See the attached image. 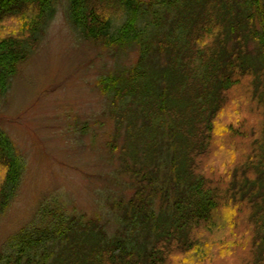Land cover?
Listing matches in <instances>:
<instances>
[{
	"label": "trees",
	"instance_id": "16d2710c",
	"mask_svg": "<svg viewBox=\"0 0 264 264\" xmlns=\"http://www.w3.org/2000/svg\"><path fill=\"white\" fill-rule=\"evenodd\" d=\"M55 10L56 0H0L2 94ZM69 14L88 41L139 47L137 64L100 82L118 133L127 123L138 186L113 237L93 218L22 230L0 264H264V0H69ZM243 84L252 104L238 96L213 152ZM12 151L0 132L7 199L24 172Z\"/></svg>",
	"mask_w": 264,
	"mask_h": 264
},
{
	"label": "rangeland",
	"instance_id": "374dc122",
	"mask_svg": "<svg viewBox=\"0 0 264 264\" xmlns=\"http://www.w3.org/2000/svg\"><path fill=\"white\" fill-rule=\"evenodd\" d=\"M40 37L36 50L18 66L7 92H0V132L10 139L13 155L24 166L8 199L0 189L3 259L15 252L14 238L22 230L38 232L76 219H96L113 237L121 228L117 210L130 206L138 186L129 171L135 163L127 123L118 133L112 95L104 93L100 82L137 64L139 47H106L84 39L71 21L69 0H56L55 14ZM243 85L233 93L225 118L221 115L218 121L213 152L228 139L220 135L221 125L233 118L238 96L243 104H252L244 97ZM238 112L244 121L249 119L245 109ZM255 122L261 129V117ZM229 147L242 149L233 142ZM0 172L1 186L6 174Z\"/></svg>",
	"mask_w": 264,
	"mask_h": 264
}]
</instances>
